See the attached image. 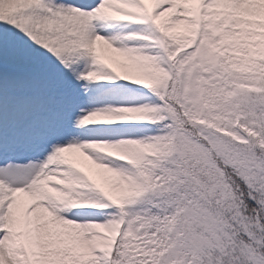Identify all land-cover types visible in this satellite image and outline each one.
Returning a JSON list of instances; mask_svg holds the SVG:
<instances>
[{
	"label": "snow or ice",
	"instance_id": "obj_1",
	"mask_svg": "<svg viewBox=\"0 0 264 264\" xmlns=\"http://www.w3.org/2000/svg\"><path fill=\"white\" fill-rule=\"evenodd\" d=\"M0 264H264V0H0Z\"/></svg>",
	"mask_w": 264,
	"mask_h": 264
}]
</instances>
